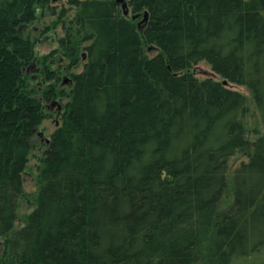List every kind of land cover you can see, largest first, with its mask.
Instances as JSON below:
<instances>
[{
    "label": "trees",
    "instance_id": "1",
    "mask_svg": "<svg viewBox=\"0 0 264 264\" xmlns=\"http://www.w3.org/2000/svg\"><path fill=\"white\" fill-rule=\"evenodd\" d=\"M125 1L128 15L117 0H70L60 44L72 64L85 50V69L45 151L37 206L15 228L32 139L63 91L48 56L29 72L39 57L27 29L50 0H0L1 263L234 264L264 254V0ZM201 62L221 80L199 79ZM230 84L248 90L260 116L252 144L249 98ZM241 153L248 159L232 170Z\"/></svg>",
    "mask_w": 264,
    "mask_h": 264
},
{
    "label": "rangeland",
    "instance_id": "2",
    "mask_svg": "<svg viewBox=\"0 0 264 264\" xmlns=\"http://www.w3.org/2000/svg\"><path fill=\"white\" fill-rule=\"evenodd\" d=\"M63 12H65L64 16H62ZM37 15L38 17L29 25L26 33L36 41V53L39 57V61H35L36 63L29 72L33 73L34 76L37 75L38 73H36V70L43 69L45 66L40 63V59L48 56V64H50L51 68L61 69L59 88L62 89L63 93L55 100L58 104L50 107L52 102H46L45 118L35 131V135L32 139V152L24 174V193L19 201L18 221L16 222L15 228L22 227L26 222L27 216L37 206L40 192L39 176L45 151L54 133L64 124L65 112L67 111V104L70 100L69 93L72 87L71 82L74 80V75L84 71L86 63L85 50L82 49L79 54L80 58L82 56L83 58L76 64H72L70 58L67 56V50L60 44L61 39L67 34V29L73 27L70 23L75 16V10L71 7L70 0H50V3H48L45 8L38 5ZM56 50L57 53L55 56L52 55ZM148 53L154 56L156 51H150ZM193 72L201 80L207 78L221 80L219 75L212 69L211 65L206 62H201L196 65ZM35 78L37 81L36 83H41V80H43V77ZM230 87L242 92L249 98V110L245 116L244 122L247 130V138L250 144H252L263 130L260 116L250 93L245 87L235 84H230ZM247 159L248 156L246 153L238 154L236 157L232 158L230 160L232 170ZM6 242V238L0 240V259L4 256ZM4 263L6 264L4 261H2V263L0 262V264ZM234 264H264V254H256L252 258H243Z\"/></svg>",
    "mask_w": 264,
    "mask_h": 264
},
{
    "label": "water",
    "instance_id": "3",
    "mask_svg": "<svg viewBox=\"0 0 264 264\" xmlns=\"http://www.w3.org/2000/svg\"><path fill=\"white\" fill-rule=\"evenodd\" d=\"M117 2L119 4H122V8H123L124 14L125 15H128L129 10H128V3H127V1H125V0H117ZM136 18H137V16H134L133 17V19H136ZM224 84L227 85L228 84V81L227 80H224ZM55 104H56V102H55ZM59 109H60V106H59Z\"/></svg>",
    "mask_w": 264,
    "mask_h": 264
},
{
    "label": "flooded vegetation",
    "instance_id": "4",
    "mask_svg": "<svg viewBox=\"0 0 264 264\" xmlns=\"http://www.w3.org/2000/svg\"><path fill=\"white\" fill-rule=\"evenodd\" d=\"M56 104H58V103H56ZM54 105H55V101L52 102V105H51L50 107H52V106H54Z\"/></svg>",
    "mask_w": 264,
    "mask_h": 264
}]
</instances>
